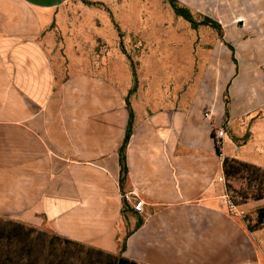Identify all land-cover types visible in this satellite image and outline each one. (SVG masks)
<instances>
[{
    "label": "crops",
    "instance_id": "crops-1",
    "mask_svg": "<svg viewBox=\"0 0 264 264\" xmlns=\"http://www.w3.org/2000/svg\"><path fill=\"white\" fill-rule=\"evenodd\" d=\"M68 1L0 0V218L139 264H264V198L231 209L219 180L226 158L264 168V48L245 34L261 27L264 47V0H176L217 22L231 51L161 105L104 73L57 68L43 36Z\"/></svg>",
    "mask_w": 264,
    "mask_h": 264
},
{
    "label": "rangeland",
    "instance_id": "rangeland-1",
    "mask_svg": "<svg viewBox=\"0 0 264 264\" xmlns=\"http://www.w3.org/2000/svg\"><path fill=\"white\" fill-rule=\"evenodd\" d=\"M60 16L58 23L43 36L57 68L67 76L104 73L112 81L127 82L131 91L135 67L140 82L137 91L130 92L132 100L153 99L156 105H161L167 100L180 99L187 90L193 93L203 83L205 71L215 66L216 53L230 57L231 45L217 30L204 26L193 29L160 0H107L103 3L69 0ZM245 34L253 38V47L261 56L262 28L253 27ZM233 45L237 47L239 62L246 64L251 44ZM225 183L229 199L235 205L244 203L240 190L246 187V181L238 176L229 179L225 176ZM11 243L33 246L32 254H28V250L22 254V264L35 256L40 257L37 264H46L44 256L47 254L63 264L65 261L80 264L90 256L99 257L96 251L100 250L68 242L46 223L35 227L0 218V251ZM103 252L101 260L106 262L120 255Z\"/></svg>",
    "mask_w": 264,
    "mask_h": 264
},
{
    "label": "trees",
    "instance_id": "trees-1",
    "mask_svg": "<svg viewBox=\"0 0 264 264\" xmlns=\"http://www.w3.org/2000/svg\"><path fill=\"white\" fill-rule=\"evenodd\" d=\"M169 3L176 16L188 21L193 29H198L200 26H208L217 30L218 32H221V26L210 18L205 17L202 21H197L193 13L188 8L181 6L176 0H169ZM120 36L122 37V34ZM133 76L134 87L132 89V92L134 93L137 91L139 82L135 67H133ZM132 122L133 115L131 116L130 126L128 128L125 142L120 151L123 175L122 180L125 179V175L127 174L125 150L131 137L133 124ZM246 140L247 138L244 139V141ZM224 173L226 178L228 179L234 176H238L246 181V187L240 190V194L243 195L245 202L248 200H259L264 198V168L237 159L226 158L224 161ZM259 221L261 223L264 222V209H261L259 212ZM25 250H28V254H32L34 248L31 245L27 246L26 243H19L16 246L11 243L10 245H8L7 249H5L4 251H0V264H22L21 260L24 257L22 254H24ZM96 253L99 255V257L93 258L90 256L86 259H82V263L80 264H139L135 261L126 259L121 255L112 257L113 260L111 262H106L101 260L102 256H104V252L102 250H97ZM39 260L40 257L35 256L34 258H31L26 264H37ZM44 261L46 264H63V261H58L57 257H51L48 254L44 256ZM65 263L74 264L73 262L68 263L67 261H65Z\"/></svg>",
    "mask_w": 264,
    "mask_h": 264
},
{
    "label": "built area",
    "instance_id": "built-area-1",
    "mask_svg": "<svg viewBox=\"0 0 264 264\" xmlns=\"http://www.w3.org/2000/svg\"><path fill=\"white\" fill-rule=\"evenodd\" d=\"M205 116L207 118H211L212 113L208 111L206 112ZM226 135H227V129L225 127H219L214 130V140H215L216 149L221 155H222V150L224 149L225 146L224 138L226 137ZM219 180L224 181L225 178H220ZM227 197L229 199V195ZM126 198L129 199L130 197L127 195ZM143 206H144L143 201H138L134 204V209L138 212H142ZM230 208L231 209L236 208V205L231 200H230Z\"/></svg>",
    "mask_w": 264,
    "mask_h": 264
}]
</instances>
